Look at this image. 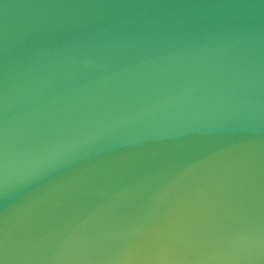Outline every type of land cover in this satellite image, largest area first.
I'll use <instances>...</instances> for the list:
<instances>
[{"label": "water", "instance_id": "obj_1", "mask_svg": "<svg viewBox=\"0 0 264 264\" xmlns=\"http://www.w3.org/2000/svg\"><path fill=\"white\" fill-rule=\"evenodd\" d=\"M0 264H264V0H0Z\"/></svg>", "mask_w": 264, "mask_h": 264}]
</instances>
